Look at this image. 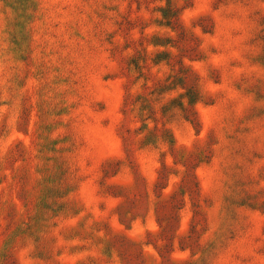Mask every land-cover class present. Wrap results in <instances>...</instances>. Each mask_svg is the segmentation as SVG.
Masks as SVG:
<instances>
[{
    "label": "rangeland",
    "instance_id": "374dc122",
    "mask_svg": "<svg viewBox=\"0 0 264 264\" xmlns=\"http://www.w3.org/2000/svg\"><path fill=\"white\" fill-rule=\"evenodd\" d=\"M0 264H264V0H0Z\"/></svg>",
    "mask_w": 264,
    "mask_h": 264
}]
</instances>
